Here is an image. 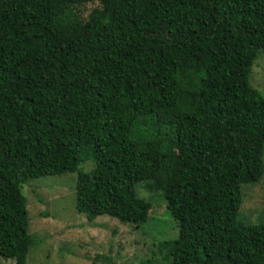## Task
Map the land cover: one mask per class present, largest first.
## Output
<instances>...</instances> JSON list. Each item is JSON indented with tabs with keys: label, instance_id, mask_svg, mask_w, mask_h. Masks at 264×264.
Segmentation results:
<instances>
[{
	"label": "trees",
	"instance_id": "16d2710c",
	"mask_svg": "<svg viewBox=\"0 0 264 264\" xmlns=\"http://www.w3.org/2000/svg\"><path fill=\"white\" fill-rule=\"evenodd\" d=\"M88 1L0 0V258L26 264L38 241L23 184L71 172L88 221H146L150 180L178 228L163 264H264V223L237 218L264 173V0H98L83 17Z\"/></svg>",
	"mask_w": 264,
	"mask_h": 264
},
{
	"label": "rangeland",
	"instance_id": "374dc122",
	"mask_svg": "<svg viewBox=\"0 0 264 264\" xmlns=\"http://www.w3.org/2000/svg\"><path fill=\"white\" fill-rule=\"evenodd\" d=\"M98 4V0L85 2L82 16ZM249 83L264 95V51L251 67ZM92 166L90 162L82 165L86 171ZM75 182L76 174L66 172L23 184L27 231L38 239L26 264H140L151 257L156 259L155 264H163L164 251L159 244L175 239L178 228L165 209L161 193L150 187V180L136 184L137 195L151 202L148 219L139 224L125 223L108 214L88 221L75 208ZM240 195L237 218L246 224L264 223V173L259 180L242 184ZM0 264L16 263L0 258Z\"/></svg>",
	"mask_w": 264,
	"mask_h": 264
}]
</instances>
